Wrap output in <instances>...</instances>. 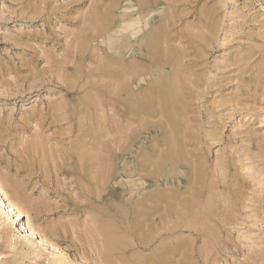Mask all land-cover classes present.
<instances>
[{
	"label": "rangeland",
	"instance_id": "obj_1",
	"mask_svg": "<svg viewBox=\"0 0 264 264\" xmlns=\"http://www.w3.org/2000/svg\"><path fill=\"white\" fill-rule=\"evenodd\" d=\"M0 190V264H264V0H0Z\"/></svg>",
	"mask_w": 264,
	"mask_h": 264
},
{
	"label": "bare ground",
	"instance_id": "obj_2",
	"mask_svg": "<svg viewBox=\"0 0 264 264\" xmlns=\"http://www.w3.org/2000/svg\"><path fill=\"white\" fill-rule=\"evenodd\" d=\"M138 4V3H137ZM141 7V6H140ZM126 11V8H122L121 9V14H125ZM127 13V12H126ZM106 14V13H105ZM110 15V13L108 14ZM106 18V17H105ZM99 21V20H98ZM130 24V22H129ZM126 27L128 28V25L126 24ZM125 26H122L121 24L118 23V21H111V24L107 27V28H103V29H100L97 33V35L99 34L98 36V40L100 41H103L105 42L106 46H105V50L106 51H109V54L111 53V55L113 54V52L115 51V48H121L119 46H111L112 43H114L115 41V38L117 37V34L119 35L121 30L122 29H125L126 28ZM131 29V28H130ZM138 30H135V28L131 29V34H135L137 33ZM143 32V31H142ZM130 34V35H131ZM95 38V37H93ZM141 41V40H140ZM159 47V46H158ZM163 47L165 46H162V49ZM153 49V48H152ZM130 48H128V46H125V51H120V56L118 58H113V59H110L109 61L113 64H117V68H119V73L120 76H119V79L121 80V83H119L116 88H117V93H119V97L120 99H123L125 101V104L126 106L131 109V110H138V106H137V101L135 100V96H134V92L137 93L136 89L142 84V82L144 80H146L147 77L151 76L152 73L151 71H154V70H164V62L161 63L160 60H159V63L158 65L154 64L155 67H151V68H148V67H145L144 65H142V62L140 60L138 61H133L132 59H127L128 56H131V57H139V52L137 51H133L131 50ZM156 50V49H155ZM165 50V49H163ZM152 53V52H151ZM164 54V53H163ZM108 55V54H107ZM165 56V55H164ZM131 60V61H130ZM108 61V62H109ZM158 61V60H156ZM167 61V60H166ZM104 64V62H103ZM105 69V68H104ZM107 70V69H106ZM109 70V69H108ZM161 71V72H162ZM113 74V73H112ZM118 75V74H117ZM172 76V75H171ZM154 77V76H153ZM118 78V77H117ZM167 78V77H166ZM176 79V78H175ZM112 80V79H111ZM109 87V86H108ZM149 87V86H148ZM161 88V87H160ZM112 89V88H111ZM156 89V88H155ZM113 90V89H112ZM146 91V90H145ZM113 92V91H112ZM143 92V91H142ZM165 92V91H164ZM156 93V92H155ZM107 94V93H106ZM140 94V93H139ZM153 94V93H152ZM158 94V93H157ZM109 95V94H108ZM118 95V94H117ZM151 96V94H150ZM154 96V95H153ZM128 97V98H127ZM142 97V96H141ZM149 97V95H148ZM152 97V96H151ZM158 97V96H157ZM161 97V96H160ZM130 98V99H129ZM148 99V98H147ZM156 99V98H155ZM165 99V98H164ZM157 100H159L157 98ZM170 100V98H169ZM113 101V99L111 100ZM153 101V100H152ZM166 101V100H165ZM177 101V100H176ZM180 101V100H179ZM157 102V101H156ZM159 102V101H158ZM170 102V101H168ZM173 102V101H172ZM179 103V102H178ZM124 104V105H125ZM155 104V103H154ZM164 104V103H163ZM162 104V106H163ZM158 105V104H157ZM170 106V105H169ZM172 107V106H171ZM176 107V106H175ZM148 108V107H147ZM156 108H159V105L158 107L155 106V109ZM165 109H167L166 107H164ZM170 108V107H169ZM168 108V109H169ZM160 109V108H159ZM173 109V108H172ZM128 111V110H127ZM143 111V110H142ZM159 111V110H158ZM169 111V110H168ZM136 112V111H135ZM160 112V111H159ZM148 113V112H147ZM163 113V111H162ZM169 113V112H168ZM120 114V113H119ZM134 114V113H132ZM145 115V114H144ZM163 115V114H161ZM158 116V115H157ZM160 116V115H159ZM174 116V114H173ZM132 117V116H130ZM162 117V116H160ZM148 118V117H147ZM151 118V117H150ZM175 119V117H173ZM125 119V118H124ZM145 119V118H144ZM168 119V118H167ZM122 120V119H121ZM137 120V119H136ZM141 120V119H140ZM138 121V120H137ZM142 123V122H140ZM168 123V122H167ZM134 124V123H133ZM123 125V124H122ZM135 127V126H134ZM181 127V126H180ZM128 130V129H127ZM175 131V130H174ZM177 132V131H176ZM138 137V134L135 136H133V133H129L127 134L124 142L122 143V147H123V150H127V149H130L131 148V145H132V140L137 138ZM120 142V141H119ZM174 142V141H173ZM172 142V144H173ZM176 144V142H175ZM174 144V145H175ZM174 147V146H173ZM176 147V146H175ZM116 148V147H115ZM172 148V147H171ZM177 150V149H175ZM79 155V154H78ZM78 157V156H77ZM149 157V156H148ZM78 159V158H77ZM80 159V158H79ZM95 160V159H93ZM144 163L147 162V161H143ZM153 162V161H152ZM143 163V165H144ZM151 163V161H150ZM151 166V164H150ZM149 166V167H150ZM126 168V167H125ZM129 169V168H128ZM147 171V170H146ZM130 181H131V184H128V182H125L123 181L122 177L120 178V181L119 183L122 185L123 189L122 191L124 192L125 196L127 197V199H130L134 202H135V206H144L145 203H143L142 201H140V194H139V191H138V187L136 186V184H139L140 186L141 185H144V178L142 177H136V178H130ZM109 182L110 183H114V181H112V177H111V174H107V175H104V177H102V180H101V183L103 184V187L101 189H104L106 186L108 187L109 185ZM137 182V183H136ZM126 183V184H125ZM3 195H5V192L3 190H0V199H1V205L3 207V212L4 214H7V215H11V216H17L18 214L16 213L15 211V208H14V204L10 201H7L6 199H4ZM100 195V194H99ZM158 195V194H157ZM97 197V196H96ZM159 197V195H158ZM16 200H19L17 197H15ZM145 199V198H144ZM166 199V198H165ZM167 200V199H166ZM145 202V201H144ZM120 204V203H119ZM189 204V203H188ZM150 205V204H149ZM133 206V205H132ZM157 206V205H156ZM190 206V205H189ZM188 206V208H189ZM162 208V207H161ZM137 209V208H136ZM122 210V209H121ZM123 211V210H122ZM154 212V211H153ZM1 214V213H0ZM3 214V213H2ZM1 214V215H2ZM140 214V213H139ZM150 214V213H149ZM125 215V214H124ZM122 216V215H121ZM147 216V215H146ZM7 217V216H6ZM126 217H127V214H126ZM125 217V218H126ZM124 218V217H123ZM8 219V218H7ZM143 219V217H142ZM132 220V219H131ZM136 220V219H135ZM132 222V221H131ZM145 222V221H144ZM138 223V222H137ZM26 231L27 233H29L30 235H34L33 233V230L31 229L30 226H27L26 227ZM129 232V231H128ZM113 237V236H112ZM111 240V239H110ZM113 240V239H112ZM115 241V240H114Z\"/></svg>",
	"mask_w": 264,
	"mask_h": 264
}]
</instances>
